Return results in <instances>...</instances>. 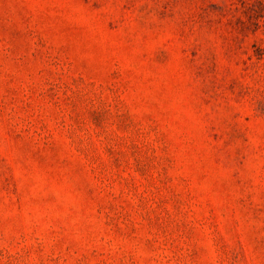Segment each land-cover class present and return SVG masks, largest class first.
Returning a JSON list of instances; mask_svg holds the SVG:
<instances>
[{
  "label": "rangeland",
  "instance_id": "1",
  "mask_svg": "<svg viewBox=\"0 0 264 264\" xmlns=\"http://www.w3.org/2000/svg\"><path fill=\"white\" fill-rule=\"evenodd\" d=\"M0 264H264V0H0Z\"/></svg>",
  "mask_w": 264,
  "mask_h": 264
}]
</instances>
